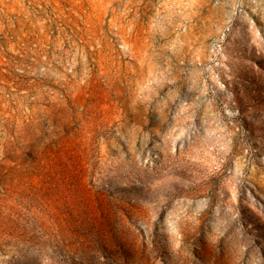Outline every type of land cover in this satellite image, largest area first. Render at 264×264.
Here are the masks:
<instances>
[{
    "label": "rangeland",
    "instance_id": "1",
    "mask_svg": "<svg viewBox=\"0 0 264 264\" xmlns=\"http://www.w3.org/2000/svg\"><path fill=\"white\" fill-rule=\"evenodd\" d=\"M0 264H264V0H0Z\"/></svg>",
    "mask_w": 264,
    "mask_h": 264
}]
</instances>
